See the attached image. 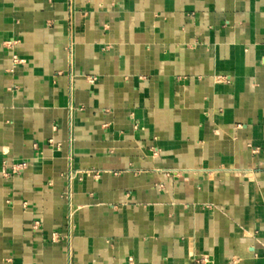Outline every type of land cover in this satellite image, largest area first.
Masks as SVG:
<instances>
[{"label":"crops","instance_id":"crops-1","mask_svg":"<svg viewBox=\"0 0 264 264\" xmlns=\"http://www.w3.org/2000/svg\"><path fill=\"white\" fill-rule=\"evenodd\" d=\"M0 264H264V0H0Z\"/></svg>","mask_w":264,"mask_h":264},{"label":"built area","instance_id":"built-area-1","mask_svg":"<svg viewBox=\"0 0 264 264\" xmlns=\"http://www.w3.org/2000/svg\"><path fill=\"white\" fill-rule=\"evenodd\" d=\"M15 62H17V61L15 60ZM24 166H25V163H23V162L18 163L16 165L12 166V171L11 172L12 173H18V172H20L24 168ZM2 175L3 176H7L8 173L5 172V171H2Z\"/></svg>","mask_w":264,"mask_h":264}]
</instances>
